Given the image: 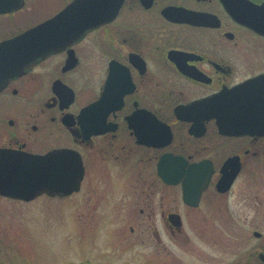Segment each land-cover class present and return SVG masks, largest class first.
Segmentation results:
<instances>
[{
    "label": "flooded vegetation",
    "instance_id": "1",
    "mask_svg": "<svg viewBox=\"0 0 264 264\" xmlns=\"http://www.w3.org/2000/svg\"><path fill=\"white\" fill-rule=\"evenodd\" d=\"M72 1H0V42ZM79 3L92 25L0 88V148L75 187L1 195L76 196L109 264H264V0Z\"/></svg>",
    "mask_w": 264,
    "mask_h": 264
},
{
    "label": "rangeland",
    "instance_id": "2",
    "mask_svg": "<svg viewBox=\"0 0 264 264\" xmlns=\"http://www.w3.org/2000/svg\"><path fill=\"white\" fill-rule=\"evenodd\" d=\"M2 30L12 28L3 26ZM76 204V196L64 200L40 196L25 202L0 194V264H109L105 232L94 229L98 218L78 217ZM189 234L195 246L209 250L207 241L212 238ZM193 257L187 255L185 260L196 264Z\"/></svg>",
    "mask_w": 264,
    "mask_h": 264
},
{
    "label": "water",
    "instance_id": "3",
    "mask_svg": "<svg viewBox=\"0 0 264 264\" xmlns=\"http://www.w3.org/2000/svg\"><path fill=\"white\" fill-rule=\"evenodd\" d=\"M74 9L75 3H72L54 18L41 23L38 26L14 38L13 42L8 45V48L14 46L20 50V52H17V55L15 56L19 58H23L26 55L37 58L40 56H45L48 53L61 48L64 45L63 43L67 41L66 38L70 41L71 39H74L73 33L76 23V18L73 15L75 13ZM67 17H71L69 18V20H71L70 22L65 21ZM69 36H71V38H68ZM2 46L3 45H1V47ZM15 63L16 61L13 58L9 66L14 65ZM23 67V65L19 64L15 67H11L9 71L4 72L0 76V88L3 87L9 77L15 73L21 72L24 69ZM0 176L5 179H9L6 176L15 177V180L12 183H6L3 182V180L0 182V192L9 193L14 196L23 195L25 198H28L29 196L26 195V193L28 192L27 189H30V184H36V186H38L39 190L37 193H41L43 191H48L51 193L61 191L54 188L52 185H38L40 183L38 182L39 178L37 177L42 175L37 173L34 167L28 168L24 162H17L14 165H0Z\"/></svg>",
    "mask_w": 264,
    "mask_h": 264
},
{
    "label": "bare ground",
    "instance_id": "4",
    "mask_svg": "<svg viewBox=\"0 0 264 264\" xmlns=\"http://www.w3.org/2000/svg\"><path fill=\"white\" fill-rule=\"evenodd\" d=\"M10 179H15V177H13V176H10Z\"/></svg>",
    "mask_w": 264,
    "mask_h": 264
}]
</instances>
